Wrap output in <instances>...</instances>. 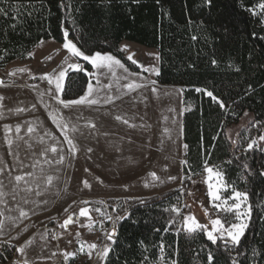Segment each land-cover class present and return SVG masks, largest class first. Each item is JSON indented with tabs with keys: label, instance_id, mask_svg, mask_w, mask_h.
<instances>
[{
	"label": "rangeland",
	"instance_id": "obj_1",
	"mask_svg": "<svg viewBox=\"0 0 264 264\" xmlns=\"http://www.w3.org/2000/svg\"><path fill=\"white\" fill-rule=\"evenodd\" d=\"M259 5L251 13L264 24V10ZM65 43L42 42L24 61L0 69V264L17 262L21 248L24 252L38 242L42 248L34 250H42V256L35 259L37 264H50L54 259L60 264H105L108 256L100 259L97 254L104 247L112 249L117 233L112 240L106 234L113 228L116 232L127 217L126 202L175 190L185 194L183 118L189 107L184 103V88L157 83L158 51L123 42L120 51L136 62L139 73L130 71L121 61L124 68L93 67L94 81L90 84L94 91L89 99L97 103L66 108L59 102H67L62 98L65 82L69 73L78 71L68 65L79 64L83 69L84 63L90 62L73 56ZM61 71L66 72L62 92L56 89L54 79H41L55 77ZM129 84L137 87L129 89ZM87 94L88 88L82 97ZM54 115L57 122H53ZM64 124L68 125L66 129ZM247 125L244 118L230 128L229 139L234 141ZM66 136L73 141L75 151ZM207 167L222 174L227 190L219 192L221 200H213L209 184L218 186L216 176L209 179L205 168L191 177L192 187L185 202L175 207L182 217V228L187 231L186 218L194 216L207 234L213 219L240 223L237 213L243 214L249 225L248 197L232 199L233 187L222 170ZM151 173H155V179ZM18 175L25 181L18 184ZM48 177H52L50 184ZM236 203H240L239 209L232 207ZM84 208L89 210L88 216L80 215ZM69 218L72 223L61 227ZM91 244L96 248H90ZM7 248L13 249L12 260L7 258ZM161 257L158 264H166Z\"/></svg>",
	"mask_w": 264,
	"mask_h": 264
},
{
	"label": "trees",
	"instance_id": "obj_2",
	"mask_svg": "<svg viewBox=\"0 0 264 264\" xmlns=\"http://www.w3.org/2000/svg\"><path fill=\"white\" fill-rule=\"evenodd\" d=\"M261 3L0 0V69L24 61L41 42L69 40L86 55H112L139 73L120 51L128 41L158 51V84L184 88L185 194L126 202L129 213L105 264H158L161 256L166 264H209V256L211 264H264V24L251 13ZM93 81L94 68L84 63L68 74L62 98H81ZM244 118L247 127L230 140L228 130ZM207 166H218L233 189L247 194L251 217L238 246L182 228L175 207ZM6 252L12 260L13 249Z\"/></svg>",
	"mask_w": 264,
	"mask_h": 264
},
{
	"label": "snow or ice",
	"instance_id": "obj_3",
	"mask_svg": "<svg viewBox=\"0 0 264 264\" xmlns=\"http://www.w3.org/2000/svg\"><path fill=\"white\" fill-rule=\"evenodd\" d=\"M208 2L210 3L211 0H208ZM259 7L261 8V10H264V3H261L259 5ZM65 37L68 36V33L65 32L64 33ZM42 43V42H41ZM64 47L66 49H68V51L73 55V56H77V57H82L85 61H89L93 67L100 69V68H108L109 70H111L113 65H117L120 68H124V65L120 62V60L114 58L113 56L110 55H101L100 53H96L94 56L91 55H85V53L83 51H81L79 48L76 47V45L74 43H72L71 41H68L67 43L64 44ZM129 59H131V57H129ZM68 60L67 58H65V63H67ZM133 63H136L135 61H133ZM68 67L70 68H74L78 71L82 70L80 68L79 64H69ZM125 71H127V69H124ZM145 71H149V69H145ZM151 71L156 72V74H158V71L156 69H151ZM66 72L65 71H61L59 72V74L55 77H41V79H48L49 82H52L53 79L55 80L56 83V89L60 92L63 91V81L65 78ZM2 83V82H0ZM98 83V81H97ZM155 83V82H153ZM129 89H133L135 87H137V85L134 84H129L128 85ZM94 89L92 87L91 84L88 85V94L87 96L81 97L80 99L77 100H71V101H59L61 104L64 105V107H69L70 105H80V104H84V103H88V104H95L97 103V101L95 99H89V97L92 95ZM208 96L212 97L213 93L212 92H208L207 93ZM2 99V98H0ZM221 107H223V104H221ZM53 122H57L56 116L54 115L52 117ZM62 119V117H61ZM58 126H60L58 124ZM63 127L66 129L68 127L67 124H64ZM6 131H11V129L8 126H5ZM75 130V129H73ZM17 131H19V128H17ZM33 131L32 128H29V132ZM66 139L67 136L65 137ZM261 140H264V137L260 138ZM9 145L12 144V141L9 140L8 141ZM68 143L70 145H72V149L73 151H75V145L73 144V141L71 139H68ZM256 142L253 141L252 144H255ZM252 144H249V148L252 147ZM185 147H187L185 145ZM52 152H56L55 148L51 149ZM206 171L208 172L209 175V179H211L213 177V175L216 176L217 180L220 182L218 184V186H216L215 188L213 187L212 184H209V188L211 189L210 191V195L212 196L213 200H221V196L219 195V192L222 190H227V185L225 183H223V176L221 173L219 172H215L214 170L210 167H206ZM154 179L156 178L155 173H151L150 174ZM261 175H264V173H261ZM15 181L19 184V182L21 181H25V177L23 175H18L15 177ZM52 182V177H48V183L50 184ZM2 183V182H0ZM86 187H90V185H88L87 181L84 182ZM3 193L0 192V195H2ZM231 198L236 200V201H240L242 198L244 200H247V194L244 192H240V191H236L235 189H233V192L231 194ZM84 204H88V201H84ZM219 207V205H218ZM232 207H234L235 209H239L240 208V203H236L234 204ZM229 211L232 210V208L228 209ZM97 211H99V209H97ZM178 211V210H177ZM250 212V210H249ZM205 214L207 215V210H205ZM22 216H26L27 213L25 212H21ZM80 215L81 216H88L89 215V210L87 208H84L80 211ZM108 219H112L111 217H108ZM237 219H240V223H234V222H222L220 219H213L211 221V225H212V230L211 231H207V237L210 241H212V243H216L218 239L220 240H224L225 243L231 242L233 245H239L240 244V240L241 237L244 236L245 230L248 227V223H247V219L244 218L243 214L237 213ZM68 223H72L71 218H69L68 221H66L65 225H61V227H66V225ZM226 223L228 224V226L226 227ZM204 225H201L194 216H188L186 218V229L188 231V233H194L198 230H203L204 229ZM214 233H218L219 235H215ZM116 234L115 232V228H113L111 234H106L107 238L109 240H112V237ZM114 243V241H113ZM90 248L95 249L96 245L95 244H91L89 245ZM20 251L23 253V249H20ZM110 249L108 247H104L102 249V251L100 253H98L97 255L99 256L100 259H105L108 256ZM71 255H74L71 254ZM89 255H91L89 253ZM162 259V257H161ZM211 260L212 257L209 256V264H211ZM26 264V262H25ZM233 264H235V261L233 262Z\"/></svg>",
	"mask_w": 264,
	"mask_h": 264
},
{
	"label": "crops",
	"instance_id": "obj_4",
	"mask_svg": "<svg viewBox=\"0 0 264 264\" xmlns=\"http://www.w3.org/2000/svg\"><path fill=\"white\" fill-rule=\"evenodd\" d=\"M38 247H41L42 248V244L40 243V242H38V243H35V244H33V246L32 247H27L28 249H25V251L22 253H20V256H18V254H16L17 256V262L16 261H12V262H10L9 264H25V262H26V264H37L36 262H35V259H41V256H42V254H40L41 252H42V250L41 251H35L34 249H36V248H38ZM20 247H18V249H19ZM22 249V248H21ZM44 255H46L47 256V254H43V256ZM37 258H36V257ZM54 263H56V264H60L59 262H57V260H55L54 259V262H52V263H50V264H54Z\"/></svg>",
	"mask_w": 264,
	"mask_h": 264
},
{
	"label": "water",
	"instance_id": "obj_5",
	"mask_svg": "<svg viewBox=\"0 0 264 264\" xmlns=\"http://www.w3.org/2000/svg\"><path fill=\"white\" fill-rule=\"evenodd\" d=\"M116 233H117V231H116ZM116 239V238H115Z\"/></svg>",
	"mask_w": 264,
	"mask_h": 264
},
{
	"label": "bare ground",
	"instance_id": "obj_6",
	"mask_svg": "<svg viewBox=\"0 0 264 264\" xmlns=\"http://www.w3.org/2000/svg\"><path fill=\"white\" fill-rule=\"evenodd\" d=\"M1 79V78H0Z\"/></svg>",
	"mask_w": 264,
	"mask_h": 264
}]
</instances>
